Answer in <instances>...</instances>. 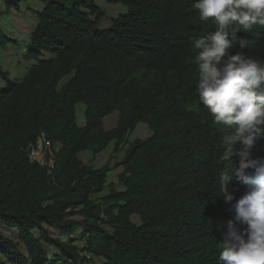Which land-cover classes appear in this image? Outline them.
I'll use <instances>...</instances> for the list:
<instances>
[{"label":"trees","instance_id":"16d2710c","mask_svg":"<svg viewBox=\"0 0 264 264\" xmlns=\"http://www.w3.org/2000/svg\"><path fill=\"white\" fill-rule=\"evenodd\" d=\"M0 2L18 10L25 0ZM107 2L126 12L103 27L94 0L44 1L25 45L23 59L34 61L27 74L12 81L0 65V256L9 264H219L233 215L218 196L229 132L199 100L194 48L214 23L199 19L194 0ZM237 36L249 46L230 54L264 61V27ZM134 73L141 79H128ZM114 111L117 125L105 131ZM139 124L149 137L127 143ZM40 133L60 145L52 168L28 159ZM111 143L127 145L113 166L95 170L78 158L93 159ZM251 155L264 158V139ZM117 168L119 189L105 194ZM228 186L239 199L250 185L233 178Z\"/></svg>","mask_w":264,"mask_h":264},{"label":"clouds","instance_id":"9594fccd","mask_svg":"<svg viewBox=\"0 0 264 264\" xmlns=\"http://www.w3.org/2000/svg\"><path fill=\"white\" fill-rule=\"evenodd\" d=\"M192 7L201 21L211 19L215 26L194 40L196 92L214 122L229 132L222 139L227 166L219 174L218 196L231 204L233 215L222 233L219 264H264V158L251 155L264 139V61L243 51L229 53L236 45L249 46L238 32L264 27V0H194ZM233 178L250 185L239 199L228 186Z\"/></svg>","mask_w":264,"mask_h":264},{"label":"rangeland","instance_id":"374dc122","mask_svg":"<svg viewBox=\"0 0 264 264\" xmlns=\"http://www.w3.org/2000/svg\"><path fill=\"white\" fill-rule=\"evenodd\" d=\"M49 0H25L23 4L20 5L18 10L15 9H7L0 2V65L4 72L8 74V77L12 81L21 80L26 74L28 69L34 63L33 60H25L23 59L25 55V45L30 38L32 32L34 31L37 20L35 17V13L41 11L43 7V2ZM94 2L105 12L106 19L103 21L102 26L107 27L109 25V18L116 17L120 14H124L126 9L119 5H112L107 2V0H94ZM137 78V80L141 79L140 75H136L134 73L130 78ZM67 79L61 81L60 86H62ZM147 80H142L141 85H145ZM4 87V83L0 80V88ZM84 111L85 106L82 104L77 105L76 107V120L78 126L82 127L84 125ZM119 118V112L114 111L110 115H108L103 121V128L105 131H110L116 127ZM150 132L146 125L139 124L134 129L133 132L127 135V143H131L136 139L144 140L149 137ZM60 149V145L52 144L50 147L51 154L46 155L43 158V162L49 163L51 161V165L54 166L55 156ZM127 149V145L119 148V150L115 149L114 143H111L106 150L102 151L100 154L95 156L92 159V155L90 152L82 153L78 156L79 160L85 164H90L92 162V166L95 170H99L103 168L105 165L109 164L113 166L114 164L120 162L123 158L124 152ZM122 169H112L108 173L107 177V185L105 194H108L112 188L119 189L118 185V176L121 173ZM104 194V193H103ZM94 197L93 199H95ZM132 222L135 224H139L137 217H132ZM51 233L50 236L54 237L57 235L56 231L53 229H48ZM1 232L10 236V231H6L5 229H1ZM75 245L82 249L84 247V243L82 241H76ZM83 256H88V253H83ZM96 264H103L102 261L94 259ZM0 263H6L5 260L0 256Z\"/></svg>","mask_w":264,"mask_h":264},{"label":"built area","instance_id":"2783aa9c","mask_svg":"<svg viewBox=\"0 0 264 264\" xmlns=\"http://www.w3.org/2000/svg\"><path fill=\"white\" fill-rule=\"evenodd\" d=\"M51 142L44 133H40L33 145L28 150V159L31 163H37L42 167L52 168L51 161L43 162L46 155H50Z\"/></svg>","mask_w":264,"mask_h":264}]
</instances>
